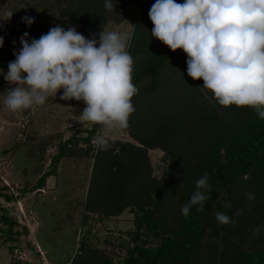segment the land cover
Here are the masks:
<instances>
[{
	"label": "trees",
	"instance_id": "1",
	"mask_svg": "<svg viewBox=\"0 0 264 264\" xmlns=\"http://www.w3.org/2000/svg\"><path fill=\"white\" fill-rule=\"evenodd\" d=\"M73 2L67 0L69 5ZM18 16L38 22L29 11ZM36 27L33 38L48 32L43 23ZM76 30L99 41L98 29L90 20ZM6 34L7 28H0V36ZM33 38H28L29 43ZM128 51L133 57L132 83L138 89L131 98L135 113L129 116L128 129L137 143L121 142L119 153L106 160L105 175L112 176L118 191L130 200H121L116 213L130 203L136 206L133 244L119 260L89 250L73 259V264H264V120L250 106L219 105L211 90L208 97L202 95L185 72L188 57L183 49L173 52L156 37L144 34ZM196 80L204 83L202 78ZM186 92H190L188 98ZM102 127L93 124L83 141ZM71 141L59 144L52 166L71 156V150L65 151ZM154 148L162 149V159L169 162L159 179L150 178L146 167V151ZM205 172L211 186L205 191L209 199L203 210L194 205L185 217L181 208ZM54 173V169L43 173L38 182L44 183ZM249 192L254 199L246 196ZM225 200L231 208L225 207ZM237 210L242 211L237 214ZM216 212L227 214L231 222L219 224ZM0 222L2 231L12 232L14 219L1 213ZM153 241L156 244L151 245Z\"/></svg>",
	"mask_w": 264,
	"mask_h": 264
},
{
	"label": "rangeland",
	"instance_id": "2",
	"mask_svg": "<svg viewBox=\"0 0 264 264\" xmlns=\"http://www.w3.org/2000/svg\"><path fill=\"white\" fill-rule=\"evenodd\" d=\"M73 1L69 5L67 0H0V28H7L0 47V194L13 197H0V214L15 220L11 233L2 231L0 222V264H73V259L89 250L102 251L116 261L133 244L136 206L130 203L116 213L121 200H130L118 191L114 178L105 175L106 160L119 153L121 142L137 143L129 134L130 123L123 129L103 126L83 141L93 123L80 122L84 101L60 99L63 89L49 94L43 105L29 109L12 111L5 104L7 90L15 86L4 79L8 64L15 59L13 53L22 48L20 37L27 32V39L33 38L38 22L49 31L57 25L65 30L78 28L90 20L98 29V40L101 31L129 34L126 51L137 45L139 37L150 35L154 27L148 12L155 0H112L115 11L105 9V0H83L82 6ZM24 11L38 22L25 27L27 23L18 16ZM187 76L208 97V89ZM178 82L184 87L181 79ZM189 94L186 92V98ZM162 109L167 110L165 106ZM101 135L108 146L99 153L95 138ZM68 138L73 141L67 143L65 151L71 150V156L61 158L55 168L52 157ZM163 154L159 148L147 149L150 178L159 179L169 166ZM52 169L54 174L44 183L38 182Z\"/></svg>",
	"mask_w": 264,
	"mask_h": 264
},
{
	"label": "clouds",
	"instance_id": "3",
	"mask_svg": "<svg viewBox=\"0 0 264 264\" xmlns=\"http://www.w3.org/2000/svg\"><path fill=\"white\" fill-rule=\"evenodd\" d=\"M104 7L115 11L112 0ZM156 37L173 52L187 54V73L203 79L219 105L252 107L264 120V0H155L148 12ZM11 14L9 15V17ZM35 18L23 17L28 26ZM25 32L22 48L14 52L4 79L10 85L6 106L17 111L43 105L49 94L63 89L62 100L84 101L80 122H91L109 129L127 128L135 111L131 98L138 93L132 83L133 57L126 51L131 37L126 33H99L87 39L73 26L57 25L29 43ZM4 37L0 36V47ZM98 45V46H97ZM3 73V69H0ZM26 73V75H22ZM98 150L108 142L97 136ZM208 173L195 181L190 200L181 208L187 217L198 205L203 210L210 191ZM249 199L254 194L246 193ZM226 208L231 202L224 201ZM242 210H237L239 214ZM219 224L231 222L227 214L216 212Z\"/></svg>",
	"mask_w": 264,
	"mask_h": 264
}]
</instances>
